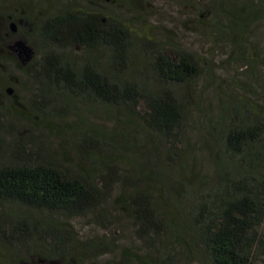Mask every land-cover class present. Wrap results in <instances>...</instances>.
I'll return each mask as SVG.
<instances>
[{
    "label": "trees",
    "instance_id": "obj_1",
    "mask_svg": "<svg viewBox=\"0 0 264 264\" xmlns=\"http://www.w3.org/2000/svg\"><path fill=\"white\" fill-rule=\"evenodd\" d=\"M48 1L36 14L19 8V20L10 8L0 12V50L7 52L6 37L19 35L33 56L21 67L16 55L0 62L36 84L26 114L9 109L59 140L54 151L31 132L0 136V264H17L22 253L63 264L111 253L106 232L98 241L79 240L68 220L100 217L115 186L122 188L117 203L151 248L149 264H183L180 256L196 264H264V76L253 81L257 98L248 86L230 92L217 117L202 120L213 165V176L202 181L184 160L196 131L191 89L211 78L210 68L180 47L170 49L171 58L160 41L95 9L112 0ZM216 6L228 41L242 52L260 0ZM76 50L85 56L75 58ZM241 59L249 68L255 62ZM257 59L264 70V55ZM5 83L0 78V97L11 100ZM98 115L111 126L96 122ZM130 259L123 250L118 264Z\"/></svg>",
    "mask_w": 264,
    "mask_h": 264
},
{
    "label": "rangeland",
    "instance_id": "obj_2",
    "mask_svg": "<svg viewBox=\"0 0 264 264\" xmlns=\"http://www.w3.org/2000/svg\"><path fill=\"white\" fill-rule=\"evenodd\" d=\"M79 6H85L84 0H76ZM111 5H95V9L118 17L123 24L138 35L152 40H158L167 48L168 55L174 58L170 49L180 47L199 60V62L210 68L212 72L210 79L199 81L198 86L191 89V111L192 125L196 127L191 136V150L188 152L184 164L195 173L198 179L213 176V165L208 144L210 142L204 135L202 120L207 117L216 118L221 103L230 92L243 91L246 86L250 88L253 99L258 97L257 89L253 84L255 78L264 76V70L259 66L258 57L264 55V0L261 2V16L253 22L246 31V38L240 42L243 45L242 53L232 42L227 39L224 31L225 17L216 6L217 0H112ZM236 3L244 0H227ZM48 0H0V12L10 8L18 16L36 14L46 9ZM19 8L23 10L20 15ZM94 8V7H93ZM91 9V8H90ZM19 26L20 22H16ZM19 35L6 37L4 46H12L19 42ZM5 53L0 50V56L14 57L12 50L6 49ZM244 54L255 60L251 67H247L241 59ZM75 58L85 55L79 50L74 51ZM24 55H18L19 67L25 65L28 60ZM0 78L11 88L13 98L0 97V118L2 126L0 136L11 140L15 135L31 132L35 136L41 135L42 145L50 150H57L59 142L56 135L49 132L48 127L30 124L24 119V115L33 106L36 84L16 65L9 61L0 62ZM19 108L23 114L14 115L10 106ZM110 127L104 115H98L96 122ZM54 122L63 125L62 120ZM122 188L115 186L111 197L99 210L100 217L88 214L85 217L68 220L69 225L76 232L79 240L90 239L98 241L107 233L108 239H113L112 252L96 258H91L79 264H118L121 261V252L127 250L130 254L131 264H139L138 259L149 264L153 257L147 239L139 238L136 234V226L117 203V197ZM173 199V198H172ZM168 201V209L174 211L176 202ZM111 241H109L110 243ZM14 259L20 260L17 264H63L61 261H49L44 257L24 258L23 253ZM178 261L186 264H196L195 261L188 262L184 256L178 257ZM255 264H261L256 262Z\"/></svg>",
    "mask_w": 264,
    "mask_h": 264
},
{
    "label": "water",
    "instance_id": "obj_3",
    "mask_svg": "<svg viewBox=\"0 0 264 264\" xmlns=\"http://www.w3.org/2000/svg\"><path fill=\"white\" fill-rule=\"evenodd\" d=\"M8 28H9V30L11 31V32H15V30H16V27H15V25H14V23H9L8 24ZM15 47H16V49H17V51H22L23 52V54L25 55V56H27L28 57V55H29V51H27L26 53H25V47H20V43L19 42H16L15 43ZM5 93L7 94V95H10L11 93H12V90H11V88H6L5 89Z\"/></svg>",
    "mask_w": 264,
    "mask_h": 264
},
{
    "label": "flooded vegetation",
    "instance_id": "obj_4",
    "mask_svg": "<svg viewBox=\"0 0 264 264\" xmlns=\"http://www.w3.org/2000/svg\"><path fill=\"white\" fill-rule=\"evenodd\" d=\"M9 19H10V18H9ZM11 22H12L11 20H10V22L8 21L7 25H8L9 23H11ZM12 23H14V22H12ZM14 24H15V23H14ZM1 25H2V24H1ZM13 46H15V44L12 45V46H9L8 49H9V50H12V51L15 53L16 57L18 58V53H17V51H16V48L14 49Z\"/></svg>",
    "mask_w": 264,
    "mask_h": 264
}]
</instances>
